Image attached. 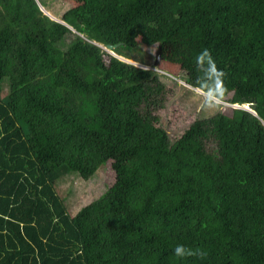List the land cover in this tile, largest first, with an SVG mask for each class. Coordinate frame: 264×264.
<instances>
[{"label":"trees","instance_id":"trees-1","mask_svg":"<svg viewBox=\"0 0 264 264\" xmlns=\"http://www.w3.org/2000/svg\"><path fill=\"white\" fill-rule=\"evenodd\" d=\"M80 1L58 20L0 0V264H264V0ZM177 38L205 110L179 134L175 79L99 46L136 59ZM107 162L71 214L58 184Z\"/></svg>","mask_w":264,"mask_h":264},{"label":"rangeland","instance_id":"rangeland-1","mask_svg":"<svg viewBox=\"0 0 264 264\" xmlns=\"http://www.w3.org/2000/svg\"><path fill=\"white\" fill-rule=\"evenodd\" d=\"M37 3L38 0H36ZM80 0H44V5H40L42 12L49 13L53 18H59L61 13L69 7L79 4ZM39 5V4H38ZM57 16V17H56ZM62 21V20H61ZM117 45V44H116ZM101 48L105 49L110 55L122 60L133 63L137 67L151 68L154 69L158 74H165L166 76L172 77L176 81V86L172 89L169 98L172 100L165 104L164 109L161 111L162 121L166 118L170 120L169 127L173 130H177V133H181L184 126L178 124L180 121H184V125H188L189 120H193L199 113H204L203 107L200 102L196 101V96L192 92L185 94L183 91L189 85L180 78V76L174 75L179 72V63L184 57L185 52L188 50V43L185 39L177 38L176 41L169 40L163 47L157 48L156 46L149 47L145 44H139L138 48L132 50L134 58H126L122 55L116 54L113 50L108 49L104 45H100ZM158 52V62L155 65L154 60ZM166 59L167 61L161 60ZM161 64L159 67V63ZM142 61V62H141ZM108 62V61H107ZM3 89H6L5 87ZM197 91V90H196ZM215 101L221 102L219 99L213 98ZM236 108H243L249 112L256 114L255 111L248 104H236L231 105ZM186 113V115H185ZM112 165L107 162L97 170V172L89 178L87 181L79 180L77 176H67L58 184V187L62 190L70 186V192L68 197L69 211L73 214L80 206L86 204L91 199L98 197L102 192L105 191V187L112 178ZM73 177V178H72Z\"/></svg>","mask_w":264,"mask_h":264},{"label":"clouds","instance_id":"clouds-1","mask_svg":"<svg viewBox=\"0 0 264 264\" xmlns=\"http://www.w3.org/2000/svg\"><path fill=\"white\" fill-rule=\"evenodd\" d=\"M46 13V12H45ZM49 14V13H46ZM50 15V14H49ZM51 16V15H50ZM53 17V16H51ZM100 46V45H99ZM101 47V46H100ZM204 55H208L207 51L205 50V52L203 53ZM210 59V57H209ZM128 62V61H127ZM198 90V89H197ZM200 92H202L201 90H198ZM173 255L177 258L183 259L184 257H188V256H193V255H197V256H203V252L199 251V250H193L190 249L184 245H176L175 248L173 249Z\"/></svg>","mask_w":264,"mask_h":264},{"label":"water","instance_id":"water-1","mask_svg":"<svg viewBox=\"0 0 264 264\" xmlns=\"http://www.w3.org/2000/svg\"><path fill=\"white\" fill-rule=\"evenodd\" d=\"M40 9L42 10V8L40 7ZM108 49H110V50H112V49H114L115 47H116V44H106L105 45ZM158 59H159V57H158V52H157V56L155 57V60H154V64L156 65L157 64V62H158Z\"/></svg>","mask_w":264,"mask_h":264}]
</instances>
